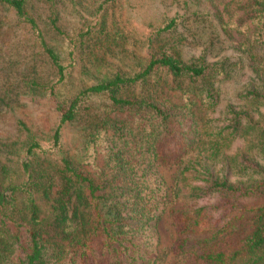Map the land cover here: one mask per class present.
Instances as JSON below:
<instances>
[{
    "label": "trees",
    "instance_id": "1",
    "mask_svg": "<svg viewBox=\"0 0 264 264\" xmlns=\"http://www.w3.org/2000/svg\"><path fill=\"white\" fill-rule=\"evenodd\" d=\"M115 1L102 0L99 10ZM205 1L254 76L237 106L224 119L211 117L220 100L214 79L227 77V61L208 62L203 53L184 63L177 42L150 54L139 73L54 100L59 121L51 139L26 143L21 182L0 181V264H159L157 224L166 209L178 264H264V0ZM0 5L36 28L27 0ZM50 16L57 31L52 8ZM181 19L158 33L174 31ZM37 41L62 81L69 65L40 31ZM158 71L171 77L170 89H181L180 100L122 92ZM91 97L108 103L92 114ZM81 112L84 145L72 160L60 151L61 132ZM52 156L51 175L41 164ZM98 159L96 173L84 168ZM158 168H177L171 186Z\"/></svg>",
    "mask_w": 264,
    "mask_h": 264
},
{
    "label": "rangeland",
    "instance_id": "2",
    "mask_svg": "<svg viewBox=\"0 0 264 264\" xmlns=\"http://www.w3.org/2000/svg\"><path fill=\"white\" fill-rule=\"evenodd\" d=\"M101 1L27 0L28 16L36 22L35 29L0 5V181L3 183L16 184L23 180L20 162L26 143L31 139L47 143L51 139L59 121L54 100L65 102L117 74L139 73L150 54L173 42H177V51L184 63L195 61L203 53L208 62L226 59L227 77L214 79L220 100L211 117L224 119L227 107H236L243 90L252 82L251 70L233 50L229 39L232 34L221 29L212 15L211 4L205 0L197 5L191 0H117L99 10ZM51 8L57 17V31L50 25ZM175 16L182 18L177 28L158 33ZM38 31L61 61L69 65L62 81H58L41 53ZM170 81L169 75L158 71L145 85L136 84L122 92L137 96L162 92L180 100L175 95L181 89H170L166 85ZM179 83L183 88L187 85L183 80ZM106 99L91 97L85 106L93 114L108 103ZM83 115L81 112L61 132L60 151L72 160L80 158L83 150ZM54 158L41 164L51 175ZM84 168L96 173L102 168V161L85 163ZM158 172L171 186L177 168H158ZM56 192L59 186H55L52 194ZM157 231L159 264H178L173 252L177 234L168 209L158 222Z\"/></svg>",
    "mask_w": 264,
    "mask_h": 264
}]
</instances>
